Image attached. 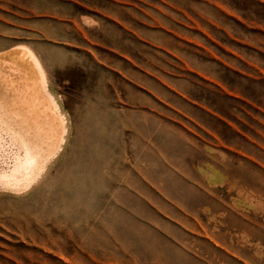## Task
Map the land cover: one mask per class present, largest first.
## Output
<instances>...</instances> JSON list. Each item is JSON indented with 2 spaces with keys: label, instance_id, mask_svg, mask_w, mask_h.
<instances>
[{
  "label": "rangeland",
  "instance_id": "rangeland-1",
  "mask_svg": "<svg viewBox=\"0 0 264 264\" xmlns=\"http://www.w3.org/2000/svg\"><path fill=\"white\" fill-rule=\"evenodd\" d=\"M0 78V264H264V0H0Z\"/></svg>",
  "mask_w": 264,
  "mask_h": 264
},
{
  "label": "bare ground",
  "instance_id": "bare-ground-1",
  "mask_svg": "<svg viewBox=\"0 0 264 264\" xmlns=\"http://www.w3.org/2000/svg\"><path fill=\"white\" fill-rule=\"evenodd\" d=\"M23 52V51H22ZM17 53H18V51H17ZM15 55H17V54H15ZM24 55V54H23ZM22 54H21V52H20V55H19V59L21 60V63H20V65L22 66V68H23V70L25 71V72H28V70L30 69V68H28L27 69V66H29V64L31 65L32 64V62L30 63V60H29V58H25L24 56H23ZM29 55V54H28ZM33 56V55H32ZM32 56H31V60L33 59L32 58ZM14 57V56H13ZM17 57V56H16ZM34 57H36V56H34ZM6 59V58H5ZM38 59V58H37ZM8 60V59H7ZM16 60V59H15ZM36 60V59H35ZM13 61V60H12ZM18 61V60H17ZM17 61H13L14 63L15 62H17ZM34 62V61H33ZM36 62V61H35ZM38 62V61H37ZM39 63V62H38ZM35 64H33V66H34ZM40 65V64H39ZM37 66V65H36ZM17 68V67H16ZM21 68V69H22ZM37 68H40V67H37ZM31 71V70H30ZM40 71V70H39ZM42 71V70H41ZM3 73V72H2ZM7 73V72H6ZM29 73V72H28ZM39 73V72H38ZM42 74H43V72H41ZM3 74H5V73H3ZM46 75V74H45ZM28 76H30V74L28 75ZM32 76V75H31ZM2 77V76H1ZM4 77V78H3ZM2 77V79H5V75ZM8 78H9V72H8V76H7ZM11 77H13V76H11ZM33 77V76H32ZM31 77V78H32ZM39 77L41 78V76L39 75ZM38 78V77H37ZM46 78V77H45ZM1 78H0V81L2 80ZM34 79V78H33ZM42 80V79H41ZM29 81H31V80H29ZM43 81L44 82H46L44 79H43ZM48 81V80H47ZM8 82H10L9 80H8ZM33 82V81H32ZM13 83V82H12ZM16 83V82H15ZM31 83V82H30ZM36 83V82H35ZM43 83H41V85H42ZM15 85V84H14ZM38 85V84H37ZM4 86V82H0V89H2V88H4L3 87ZM6 87H8V85H5ZM23 86H24V84H23ZM22 86V87H23ZM26 86V85H25ZM10 87V86H9ZM31 88H33V87H35L34 85H33V87L32 86H30ZM27 88V87H26ZM44 88V87H43ZM16 89V88H15ZM19 89V88H18ZM28 89H29V87H28ZM4 90V89H3ZM23 90V89H22ZM34 90V89H33ZM2 91V90H1ZM0 91V92H1ZM5 91V90H4ZM17 91V90H16ZM20 91V90H19ZM18 91V92H19ZM28 91V90H27ZM12 92V91H11ZM26 92V91H25ZM33 92H35V91H33ZM6 93V92H5ZM15 93V92H14ZM20 93H23V91L22 92H20ZM4 94V93H3ZM38 95V94H37ZM49 96V95H48ZM27 98V97H26ZM31 98V97H30ZM51 98V97H50ZM1 99V98H0ZM37 100V99H36ZM51 100V99H50ZM2 102V101H1ZM0 102V103H1ZM3 102H5V101H3ZM27 102V101H26ZM16 107V109H17V107L18 106H0V122H7L8 121V119L9 118H11V120L13 119V118H15L16 117V113H14V108ZM23 107V106H22ZM37 107V106H36ZM38 107H41V106H38ZM20 108V107H19ZM19 108H18V110H19ZM33 108V107H32ZM41 109V108H40ZM23 110H25L24 108H23ZM53 110V109H52ZM16 111V110H15ZM34 111V110H33ZM41 111V110H40ZM40 111H35L34 113H37V114H35L36 115V117L38 116V115H43V114H41V112ZM59 112V111H58ZM20 113V112H19ZM43 113H44V111H43ZM21 114V113H20ZM19 116V115H18ZM17 118L18 117H16V119H15V122H17L16 120H17ZM62 119V118H61ZM14 120V119H13ZM13 120H12V122H13ZM12 122L9 124V125H11L10 127H11V132L13 133V135H12V139L13 140H17V141H19L20 143H22V146L24 147V150L22 151L23 152V154L21 153V154H17L16 155V157H15V161H14V164L12 165V166H10V169L9 170H4V171H2L1 172V174L0 175H2L3 177V179L5 178V179H7V178H10L12 181H14V182H17V181H20V180H22V179H24L25 181H27V180H29L32 176H33V173H34V171H35V169L39 166V164H40V159H41V157H42V153H43V145H42V142H44L46 139L45 138H47L48 139V141L50 142V144H52L51 143V140L54 138L55 139V136L56 135H58V134H55V130H54V127L55 126H53L52 124H49L50 125V127L48 128V126H47V129H46V131H45V136H44V139H43V141L41 142V144H37V143H35V142H33L32 140H31V138H29L28 136L26 137V138H24L23 136H21V134H19V130H15L13 127H12ZM21 122H23V120L21 121ZM18 123H19V125L21 124L19 121H18ZM26 126V125H25ZM21 128V127H20ZM21 129H23V127L21 128ZM57 129V128H56ZM34 130V129H33ZM23 131H25V130H23ZM26 132H27V130H26ZM58 131L56 130V133H57ZM21 133V132H20ZM28 133L29 132H27V134L26 135H28ZM48 134V135H47ZM46 135H47V137H46ZM50 137H52V138H50ZM50 138V139H49ZM53 139V140H54ZM37 141V140H36ZM47 141V142H48ZM40 143V142H39ZM45 144H46V142H45ZM55 144V143H54ZM46 146H47V144H46ZM45 146V147H46ZM51 146V148H53V146L52 145H50ZM50 146H48V149H50L49 147ZM46 151V150H45ZM44 151V152H45ZM51 151V150H50ZM47 152H49V151H47ZM46 152V153H47ZM53 153V152H52ZM58 153V152H57ZM22 155H24V156H22Z\"/></svg>",
  "mask_w": 264,
  "mask_h": 264
}]
</instances>
